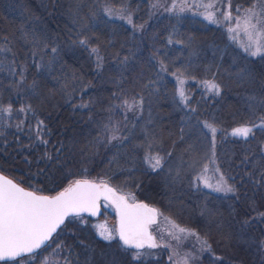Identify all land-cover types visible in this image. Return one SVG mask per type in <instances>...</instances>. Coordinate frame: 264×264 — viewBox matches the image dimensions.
Returning a JSON list of instances; mask_svg holds the SVG:
<instances>
[{"label": "trees", "instance_id": "trees-1", "mask_svg": "<svg viewBox=\"0 0 264 264\" xmlns=\"http://www.w3.org/2000/svg\"><path fill=\"white\" fill-rule=\"evenodd\" d=\"M257 1L223 5L236 12ZM180 6L177 0L170 12L173 0H0V171L43 194L79 178L107 182L207 241L200 264H264V128L247 139L230 132L264 117V54L251 56L225 24ZM129 13L132 23L122 18ZM205 80L219 93L208 92ZM133 98L142 102L127 111L122 102ZM205 122L218 129L215 164ZM110 124L122 139L107 140ZM149 152L165 157L162 169L144 162ZM205 163L206 175L222 174L235 191L194 183ZM106 211L100 215L113 216ZM93 219L66 216L24 264L45 256L47 264H171L160 246L138 250L116 236L104 239Z\"/></svg>", "mask_w": 264, "mask_h": 264}, {"label": "snow or ice", "instance_id": "snow-or-ice-1", "mask_svg": "<svg viewBox=\"0 0 264 264\" xmlns=\"http://www.w3.org/2000/svg\"><path fill=\"white\" fill-rule=\"evenodd\" d=\"M179 11H184L185 8H204L203 13L206 20L211 23H218L216 12L221 9L215 8V0H209V3H203V0L195 2L192 5L187 3V0H180ZM156 6V5H153ZM177 6V0H173V7L166 8V11H172ZM214 9V10H213ZM253 8L246 9L244 12L243 20H241L240 9L237 8V16L235 17L236 26L240 27L243 23L245 34L248 35L249 44L245 48L251 56H257L264 54V30H261L259 25L260 20L253 23V17L264 16V11L256 13ZM104 11L109 15L112 14L110 8H105ZM128 20V23H132L131 13L127 17H122ZM233 17L231 12L224 13V20L231 21ZM143 25H134L135 30H139ZM229 32L234 31L233 28L228 29ZM171 43V40H169ZM88 43V39L80 40V44L85 45ZM179 43V41H178ZM254 48V50H253ZM4 49L0 48V51ZM55 51V49H53ZM92 52L97 54L98 64L102 62V57L99 56V49L92 48ZM128 58L125 57V60ZM161 72H166L167 68L164 67L163 62L160 66ZM178 79L180 87L177 88V94L179 95L181 102L187 101L188 97L185 96L182 85L184 80ZM23 80V77H21ZM208 92L219 93V85L214 81H202L201 82ZM142 101H136L133 98L132 101L125 99L122 102V106L127 111H132L134 107H139ZM4 111H10V106L5 108ZM20 111H25V108H21ZM43 122H39L42 124ZM105 132L110 133L107 136L109 142L113 140L122 139L117 134V128L115 124L105 125ZM204 127L209 129L212 134V158L211 163L215 164V135L218 129L211 123L205 122ZM264 128V117L260 118L259 124L246 123L239 127L232 129L231 135L237 137H243L247 139L250 134L253 133L254 128ZM45 143H47L45 141ZM148 148H152L151 142L148 144ZM171 153H169V156ZM165 157L159 153L152 154L146 153L144 156V162L153 170L162 169ZM196 160H193L192 166H195ZM219 171V168L216 169ZM208 172V164L205 163L201 169V172L194 177V183L200 181L205 184L206 187H214L215 191H222L226 193L234 192L235 189L232 185L228 184L224 180L221 174L220 179L216 185L208 183L204 178ZM103 195L107 200L112 198V203L115 205L117 214L119 216V237L126 247H134L136 249H142L147 244L148 247L155 248L158 245L155 242V238L149 232V225L154 223V217L158 215V210L150 208L148 205L135 202L129 203L125 196H117L114 189L110 188L107 183L101 182L100 184L93 183L89 180H76L70 183L62 191L57 192L55 195L45 196L38 195L36 191H27L21 188L19 185L14 184L11 180L0 176V261L13 260L21 258V264H24L25 254L27 258H33L38 253L37 250L45 246L46 242L52 237V234L56 232L57 228L64 222V218L70 214L77 216L82 212H88L91 215H96L98 211L97 201L100 196ZM134 199V197H133ZM264 217V213L260 214ZM178 233L185 235H197L194 231L181 228L178 225H173ZM101 235L106 240H111L112 234L109 232L107 235L101 232ZM172 235V233H169ZM174 238L179 241L180 236L175 235ZM206 245L207 241H203ZM57 248L61 245L57 244ZM210 251V246L206 249ZM55 252V249H53ZM140 253L137 252L133 259H137ZM49 257L45 256L41 258V264H47ZM170 260L172 257L169 258ZM217 259H219L217 257ZM189 254H185L182 259V264H188ZM67 264V262H66Z\"/></svg>", "mask_w": 264, "mask_h": 264}, {"label": "rangeland", "instance_id": "rangeland-1", "mask_svg": "<svg viewBox=\"0 0 264 264\" xmlns=\"http://www.w3.org/2000/svg\"><path fill=\"white\" fill-rule=\"evenodd\" d=\"M261 1L262 2L257 1L254 4L255 5L254 11L256 13H261L262 11H264V0H261ZM191 2L195 3V2H199V0H191ZM191 2L188 1L187 3L189 5H192ZM203 3L205 4L209 3V0ZM215 8L221 9V11L216 12V17L219 23L225 24L228 29L233 28L234 31L231 32L233 34V37L235 38V40L240 46H242L243 48H246L249 44V38H248V35L245 34L243 23H241L240 27L236 26L235 17L237 16V11L233 12L231 9L225 7L223 5V0H215ZM250 8H253V6L243 8V9L240 8L239 14L241 16V20H243L245 10L250 9ZM190 9L194 11L195 13L204 17L203 15V13L205 12L204 8L193 7ZM229 11L231 12V16L233 17V19L231 21H225L224 13L229 12ZM257 20L261 21L259 27L261 30H264V16L253 17L252 22L256 23ZM178 87H180L179 84H178ZM236 127H239V126H236ZM232 129L230 130V132H232ZM204 178L208 181V183L215 186L217 181L220 179V176H215L213 174H210L209 176L206 175ZM210 188L214 189V187H210ZM117 193H121L122 195H124L128 199V202H143V201H138L136 199H130L127 195H125L122 192L116 191V194ZM101 202H102V208L107 209L109 212L113 214V216H108L104 214V215H99L98 217H93L94 218L93 224L95 226L96 232L100 236H102L101 232H104L105 235L111 232L112 237L113 236L118 237L117 231H116V224H115V213H114V208L111 204V201L102 200ZM147 205L150 208L157 209L156 207L152 205H149V204ZM109 212L106 211L105 213H109ZM154 220L155 222L149 225V232L155 238L156 244L165 249L166 259L171 264H182V259L186 253L189 254L188 264H200L199 262L200 256L207 249V244L205 245L203 243L204 240L202 238L199 237V239H197V235H185L183 233H178L173 225H178L179 227L185 228V229H188V228L183 227L182 225H179L174 220H172L170 217H168L166 214L162 213L160 210H158V215L154 217ZM169 233H172V235H169ZM175 235L180 236L179 241H177L174 238ZM170 257H172L171 260L169 259Z\"/></svg>", "mask_w": 264, "mask_h": 264}, {"label": "water", "instance_id": "water-1", "mask_svg": "<svg viewBox=\"0 0 264 264\" xmlns=\"http://www.w3.org/2000/svg\"><path fill=\"white\" fill-rule=\"evenodd\" d=\"M0 176H3V177H5L6 179L11 180L14 184L19 185L21 188H24V189L27 190V191H35V190H33V189H29V188H27V187H24V186L21 185L19 182H17L16 180H14L12 177H10V176H8V175L2 173L1 171H0ZM76 180H89V181H91V182H93V183L100 184L99 181H95V180H93V179H89V178H79V179H76ZM76 180H75V181H76ZM104 183H107V182H104ZM107 185H108L110 188H112V189L115 190V188H114L111 184L107 183ZM62 190H63V189H62ZM62 190H59V191H62ZM59 191H57V192H59ZM36 192H37V191H36ZM57 192H55V193H53V194H43V193L37 192V194H38V195L51 196V195H55ZM116 195H117V196H124V195H122L121 193H117ZM102 200H106V199L104 198L103 195H101L100 198H99V200L97 201L98 211H97L96 215H91V214L88 213V212H82V213H80V214H86V215H88V216H90V217H98V216L101 214V212H102V202H101ZM107 200H111V204H112V206H113V208H114L116 231H117L118 238L120 239V237H119V231H118V229H119V216H118V214H117V210H116L115 205L112 203V198L110 197V198L107 199ZM129 203H135V202H129ZM140 203H143V202H140ZM143 204H145V203H143ZM146 205H147V204H146ZM70 215H71V214H70ZM148 230H149V228H148Z\"/></svg>", "mask_w": 264, "mask_h": 264}, {"label": "flooded vegetation", "instance_id": "flooded-vegetation-1", "mask_svg": "<svg viewBox=\"0 0 264 264\" xmlns=\"http://www.w3.org/2000/svg\"><path fill=\"white\" fill-rule=\"evenodd\" d=\"M145 246H147V244Z\"/></svg>", "mask_w": 264, "mask_h": 264}]
</instances>
